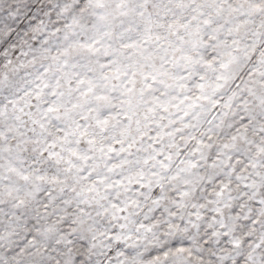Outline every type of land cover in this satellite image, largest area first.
Here are the masks:
<instances>
[{
	"label": "snow or ice",
	"instance_id": "snow-or-ice-1",
	"mask_svg": "<svg viewBox=\"0 0 264 264\" xmlns=\"http://www.w3.org/2000/svg\"><path fill=\"white\" fill-rule=\"evenodd\" d=\"M0 264H264V0H0Z\"/></svg>",
	"mask_w": 264,
	"mask_h": 264
}]
</instances>
